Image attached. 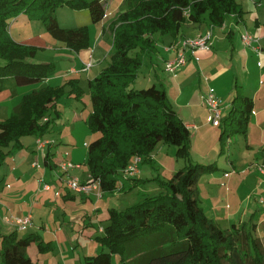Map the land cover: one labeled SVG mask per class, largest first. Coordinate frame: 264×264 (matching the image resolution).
<instances>
[{"label":"trees","instance_id":"obj_1","mask_svg":"<svg viewBox=\"0 0 264 264\" xmlns=\"http://www.w3.org/2000/svg\"><path fill=\"white\" fill-rule=\"evenodd\" d=\"M107 0H0V93L18 87L43 83L55 71L53 63H33L38 47L16 42L10 36L9 20L29 12L42 21L50 36L76 53L90 47L87 26L61 28L56 15L59 6L90 11L94 23L103 20ZM245 14L238 0H126V10L111 23L113 49L111 63L89 82L92 112L87 125L100 134L88 148L90 174L100 180L103 193H113L120 185H139L135 177L124 178L135 157L152 162L151 154L160 143L177 147V156L187 161L168 182L160 181L164 191L145 196L126 210L109 209L104 234L97 237L103 250L87 257L86 264H112L119 255L122 264H225L233 260L239 247L251 245L253 264H264L260 238L246 232V225L221 229L206 216L196 194L200 178L219 171L216 162L194 164L191 160L192 134L179 117L163 87L152 85L135 90L131 84L144 64V57L157 51L155 36L171 37L172 43L185 38L186 23L222 27L228 17ZM81 97L78 79L69 81ZM65 86H45L25 94L10 118L0 121V167L7 157L21 150L25 136L44 137L50 132L58 112L45 123L51 105L62 97ZM252 101L236 95L230 115L221 121V154L229 139L245 136ZM10 148L9 152L6 150ZM49 155L46 157L48 164ZM124 187H121L122 190ZM37 243L40 253L53 250L39 235L5 236L0 245L4 264H33L27 249ZM231 264V263H228Z\"/></svg>","mask_w":264,"mask_h":264},{"label":"crops","instance_id":"obj_2","mask_svg":"<svg viewBox=\"0 0 264 264\" xmlns=\"http://www.w3.org/2000/svg\"><path fill=\"white\" fill-rule=\"evenodd\" d=\"M249 4L247 8L242 4L245 11L242 18L237 19V16H230L222 27H212L209 22L198 25L186 23L189 30L186 33L182 31L185 38H196L204 35L210 29L213 30L214 45L212 50L210 52H198V59L189 54L186 66L174 75L168 73L169 78L166 79V82H162L160 76H157V80L150 79L148 82H145V85L146 87H150L157 85L154 81L160 82L159 86L166 90L168 98L177 114L191 131L192 149L197 151L198 156L200 158L203 157L206 161H208L207 159H209L215 147L219 146V143L221 145V142L220 137L217 142L218 132L216 133L215 128L218 127H214L208 122V111L201 101L202 94L211 87L222 99V120L230 115L234 107L236 95L240 94L252 101L253 110L247 134L245 136L240 135L243 138V143H239L238 141L233 142V138L229 139L230 148L235 146L232 149L233 151L231 150V155L226 158V167L223 168V174L220 178H216V181L222 182V186L226 188V192L224 193H230L231 195L220 193L215 188L218 194L214 195V204L217 210L221 208L226 210L227 213L224 216L221 215L220 222L222 223L224 218L228 226L231 225L230 222L234 223L236 219L239 220V223H235L234 225H237L239 228L247 224L245 220L247 215H251L253 220L258 219L261 223L256 222L254 224L256 225V229H258V238L263 241L262 236L259 234H264L260 233V228L264 229L263 225H261L264 223V204L259 202V196L264 194V186L262 177L251 168V165L256 162H264V5L262 0H249ZM123 10H126V0H107L106 14L99 24L103 28L102 33H112L110 25ZM245 31H248L258 39V42H255L251 47L244 45L241 40V34ZM51 39L54 40L52 37ZM168 41L170 45L173 40L168 36ZM20 43L42 49L53 47V45L40 39H29ZM165 47L163 48L164 53L156 51L161 61L159 68L164 71L165 61L175 57V53L168 52L165 50ZM257 48L260 49V53ZM74 53L77 57L75 65L71 66L67 73L79 79L80 83H82L83 79L90 82L93 75V65L88 70H86L85 66L87 63L92 64L91 58L94 50L88 48L79 53ZM152 73L158 75L155 69ZM59 80L61 79L49 77L43 83L34 85H40L43 88ZM36 88L37 86L34 87L33 85L18 87L16 93L13 95L10 93V90L1 92L0 106L3 107L0 109V115H2L0 121L10 118L22 97ZM53 106L51 105V109ZM53 117L54 115H48L42 122L50 121ZM86 128L82 127L79 131L76 128L71 129L70 135L74 138L75 143H80L77 136L87 134ZM208 131L215 134V136L212 134V142H214L210 146L205 141V133ZM52 133L50 130L45 137L52 135ZM75 134L76 136H74ZM23 139H21L23 148L10 154L14 159H11L9 163L6 160L0 167V245L3 238L13 232H17L19 237L36 234L41 237L44 243L51 244L53 247V250L50 252L40 253L37 243H33L36 244V250L39 255L55 256V253L59 250V246L63 249L64 246L62 245H66L70 239L80 235L81 237L93 240L95 246L98 245L101 248V252L103 248L96 238L104 234L101 232V228H104L107 224L104 226L98 224L100 221L99 215L106 209L109 218V209L115 208H111L109 202L107 201L106 203L104 201L107 197L105 193H103L101 198H98L95 193L88 194L71 191L63 181L62 173L58 168L62 160L81 164V168L72 170L71 174L79 177L84 182L90 173L89 168L85 167L84 163L85 161L87 163L88 148L95 138H91V143H88L86 140L83 142L82 145L85 150L83 148L75 150V147L70 144H67L64 149L61 146L57 147L58 143L60 144L61 141L66 142V140H59L60 142L46 147L36 145V150H42L41 154L45 150L47 151L43 157V165L38 163L39 166H34V161L22 153L24 151L27 152L28 148H30L29 145L24 143ZM203 146V151L199 152V148H203ZM17 153V158H15ZM223 153H225V148ZM35 154L38 153L36 152ZM48 154L50 155L47 164L46 157ZM202 163L208 164L209 162ZM213 174L207 175L211 176ZM202 177L199 181L202 180ZM45 186H48V188H45ZM155 191H158V189ZM253 191L254 195L250 196L251 198L248 197L246 201L241 200L243 193L245 195ZM110 194L112 195V193ZM222 202L223 205H221ZM54 205L57 207L55 212L53 214L50 211L48 212L54 218L58 216L59 222H56V226L51 227L47 231L49 237L46 238L40 233V230H46V222L43 218H39L41 222L38 223L37 213L41 212L45 216L48 209L53 210ZM87 207L94 210L91 213L93 216L86 212L88 210ZM242 211L244 212V217L239 218ZM11 215L15 217L32 215L33 226L27 231L19 232L5 220L7 216ZM34 215L37 219H35ZM46 216L49 218L48 214ZM67 220H69V223L79 225V228L75 229L74 226L73 228L72 226L67 227ZM212 220L217 225H220L214 218ZM246 228L248 227L246 226ZM74 243L75 240H73V245ZM60 255L62 258V254ZM87 257L93 256H86L85 260ZM0 264H4L1 255Z\"/></svg>","mask_w":264,"mask_h":264},{"label":"rangeland","instance_id":"obj_3","mask_svg":"<svg viewBox=\"0 0 264 264\" xmlns=\"http://www.w3.org/2000/svg\"><path fill=\"white\" fill-rule=\"evenodd\" d=\"M242 4H244L245 8H247L249 4V0H238ZM262 3L264 5V0H262ZM251 8V7H250ZM124 11V10H123ZM122 11V12H123ZM80 13V14H78ZM90 11L88 10H72L69 6L63 5L59 6L56 10V15L58 18V22L61 28H78L82 26H87L89 29V35H90V49L94 50V53L92 55V64L93 65V75L90 80H94L96 76H98L108 65L111 63V55L114 52L113 49V33H102L103 28L99 25L101 23H94L91 17ZM33 16L29 12H23L18 17H14L9 20V27H10V36L13 40L16 42H25L29 39H40L42 41H46L47 43L53 45L52 48L42 49L37 52V55L34 58L30 59V62L33 63H53L55 65V71L50 76L51 78H57L61 79L59 81H55L53 83H50V86H65L64 92L65 94L60 97L56 102H54L53 108L50 110L49 116H55V112H58L59 117L56 118L55 125L52 126L51 133L52 135H49L48 137H37L35 135L33 136H25L23 137L24 143L30 146L28 148V151H24V155L29 156L30 160H33L34 163H39L43 165V157L44 154L47 153L45 150L43 154L42 150L38 151L36 150V145L40 147L39 139L41 142H50L52 144H56L57 142L61 143L57 145V147H62L63 149L67 146V144H70L71 146L75 147V150H81L83 147V142L85 140L88 143H91V138H95L94 141L99 138L100 134L93 133L88 125H87V118L89 116V113L92 112V101H91V94L89 89V81L86 79H83L80 83V89L82 90L83 94L81 97H78L75 92H73V86L68 84L69 81L75 80L76 78L69 75L67 71H69L70 67L75 65L76 62V54L73 50L66 48L62 43L57 42L56 40H52L49 36L45 24L42 21L33 20ZM61 19V21H60ZM108 29V27H107ZM189 30V27L185 24L182 28V31L186 33ZM15 38V39H14ZM156 44H157V51L160 53H164V47L165 50L168 48V37H161L159 34L155 36ZM50 41V42H48ZM99 42V43H98ZM160 60L158 57V54L151 53L146 58L144 57V64L140 68L135 80L131 84V89L135 90H141L148 88L145 85V82H148V80H157V76H160V79L162 82H166V79L169 78V74L159 68ZM159 68V69H158ZM157 71L158 75L155 73H152ZM153 74V75H152ZM66 76V77H65ZM82 79V78H80ZM79 80V79H78ZM80 81V80H79ZM57 82V83H56ZM158 86L160 82L154 81ZM41 84V83H37ZM34 87L37 86L36 89H40V85H33ZM35 89V90H36ZM3 106H0V109ZM56 110V111H55ZM2 115H0L1 117ZM61 116V117H60ZM77 119V120H76ZM87 127V134H83V136H77L80 140V143H75L74 138L71 133V129L74 128L79 131L80 128ZM216 133L218 135L217 142L219 141L220 137V128H215ZM214 132L209 133L206 132V140L208 142V145L210 146L213 144L212 138ZM51 136V137H50ZM76 136V134L74 135ZM215 136V134H214ZM71 138V140H69ZM87 138V139H86ZM235 141H238L239 143H243V138L240 135H236L232 137ZM60 140V141H59ZM69 140V141H68ZM68 142V143H67ZM37 143V144H36ZM230 144L227 143L225 145V153L221 154V145L219 143V146L215 147V150L211 152L208 161L204 160L203 157L200 158L198 156L197 151L193 150L191 148V160L194 164H201V162H209L213 163L216 162L218 167L220 168L219 171L214 172L213 175H207L202 177V180L199 181L197 184V198L199 200L200 206L204 209L206 216L210 219L214 218L217 222H219L220 225H218L223 230H231L233 225L236 223H239V220L236 219L234 223L230 222V226L226 225L225 219L223 218L222 223L221 221V215L224 216L227 212L226 210H223L222 208L220 210H217L215 208V199L214 195L218 194L216 189L220 193L226 192V188L222 186V182L216 181V178H220L223 174V168L226 167V158L231 155ZM199 148V147H198ZM204 149L199 148V152H202ZM10 149H7L8 152ZM85 150V149H84ZM38 153L35 154L34 152ZM233 151V150H232ZM18 153L16 154L15 158H17ZM153 161L150 163L147 162H141L139 164V172L133 177L138 176L135 180L139 182V185L136 186H128L125 187L123 185H120L118 189L112 193H105L107 196L104 201L107 203L109 202V205L111 208H115L118 210H126L129 207H132L136 204H139L142 199L145 196H153L157 195L160 192L164 191V189L160 186V181L162 182H168L173 175L179 171L182 168H185L187 166V161L183 158H179L177 156V147L172 146L165 143H160L156 147L155 151L151 154ZM14 159L12 156L7 157V162H11L10 160ZM66 161V160H62ZM61 161V162H62ZM74 163V162H73ZM76 164V163H75ZM204 164V163H202ZM84 166L88 168V165L85 161ZM5 167V166H3ZM1 173V171H0ZM121 174L124 178H127V174L125 171H121ZM77 177V176H76ZM79 178V177H78ZM132 178V177H129ZM160 180V181H159ZM121 187H124L123 190ZM212 188V191H211ZM216 188V189H215ZM158 189V191H155ZM155 192V193H153ZM227 192H229L227 190ZM231 195L230 193H224ZM254 191L252 193H244L241 195V200L246 201L248 197L253 196ZM243 196V197H242ZM255 202V201H253ZM223 205V202L222 204ZM59 206V205H58ZM226 206V204H225ZM224 206V207H225ZM54 208L51 209H45L47 210L46 215H49V218L45 215L43 216L42 213H37L38 219L43 218L46 222V230L42 229L40 230V233L45 236L46 238L49 237L47 235V231L50 230V228L56 226V222H59L58 216L55 218L52 217L50 212L53 214L55 210L57 209L56 205L53 206ZM107 207V206H106ZM88 208V207H87ZM63 210V209H62ZM50 211V212H48ZM94 210L91 208H88L86 212H88L90 215ZM62 212V211H61ZM36 214V213H35ZM85 214V213H84ZM107 210L101 212L99 215V225H106L108 224V215ZM51 215V216H50ZM42 216V217H41ZM93 216V215H91ZM244 217V212H241V215L239 218ZM34 217H36L34 215ZM37 219V217L35 218ZM245 220L247 221V224H245L248 228H246V232H252V226L255 225L254 223L260 222L258 219L253 220V217L251 215H247L245 217ZM245 221V222H246ZM40 219L38 220V223H40ZM48 222V223H47ZM67 227L68 226H74L75 229L79 228V225L75 223H69V220H67ZM261 223V222H260ZM264 227V223L261 224ZM237 226V225H236ZM243 226V225H242ZM241 226V227H242ZM66 227V226H65ZM100 227V226H99ZM240 227V228H241ZM239 228V227H238ZM72 230V229H71ZM254 234V237L258 236V229L254 230L252 232ZM260 233H264V229L260 228ZM262 236L263 239L262 243L264 246V234H259ZM73 240H75V243L73 245ZM97 245V244H96ZM63 249L59 246V250L54 255H39V253L36 250V244H33L31 247L27 249V256L33 261L34 264H86L85 257L86 256H94L97 255L101 248L98 246H95V242L91 239L81 237L78 235L76 238L70 239ZM62 254V258L61 255ZM255 257L254 250L252 249L251 245H243L239 247V253L238 255H233L231 258L226 259L225 264L231 263V264H253V259ZM112 264H122L120 261V256L116 255L113 256V262Z\"/></svg>","mask_w":264,"mask_h":264},{"label":"built area","instance_id":"obj_4","mask_svg":"<svg viewBox=\"0 0 264 264\" xmlns=\"http://www.w3.org/2000/svg\"><path fill=\"white\" fill-rule=\"evenodd\" d=\"M213 30L210 29L204 35L196 38H183L179 41L172 43L166 49L168 52H174L175 57L173 59L165 61V71L171 75L178 73L188 62V55L197 57L198 52H210L213 48ZM241 40L246 46H253L258 39L254 37L248 31L241 34ZM256 49V48H255ZM260 53V49L257 48ZM91 63H87L86 70L91 68ZM201 101L204 107L208 111V122L214 127H219L222 121V99L216 94L215 90L211 87L202 94ZM40 147H46L53 145L50 142H41L39 139ZM140 157H135L131 164L125 170L127 177H133L139 172V164L141 163ZM34 166H39L38 163H34ZM81 164H75L71 161H62L59 163V171L62 173V179L66 183L67 187L74 192L79 193H95L98 198L103 196L100 180L94 178L90 173L87 179L82 182L80 178L73 176L71 171L74 169H80ZM251 168L255 170L261 177L264 186V162H256L251 165ZM48 188V186H45ZM1 193V188H0ZM251 198V197H249ZM259 202L264 204V194L259 196ZM6 222L13 225L17 231L24 232L33 226L32 215L25 217L7 216ZM101 232H104V228H101Z\"/></svg>","mask_w":264,"mask_h":264}]
</instances>
